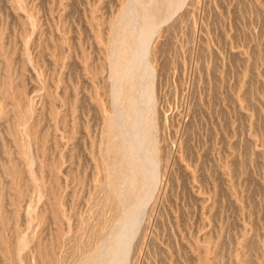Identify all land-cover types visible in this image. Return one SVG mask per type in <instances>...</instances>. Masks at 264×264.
Here are the masks:
<instances>
[{"label":"rangeland","instance_id":"374dc122","mask_svg":"<svg viewBox=\"0 0 264 264\" xmlns=\"http://www.w3.org/2000/svg\"><path fill=\"white\" fill-rule=\"evenodd\" d=\"M156 1L0 0V264H264V0Z\"/></svg>","mask_w":264,"mask_h":264},{"label":"bare ground","instance_id":"6f19581e","mask_svg":"<svg viewBox=\"0 0 264 264\" xmlns=\"http://www.w3.org/2000/svg\"><path fill=\"white\" fill-rule=\"evenodd\" d=\"M151 1V0H150ZM156 1V0H155ZM159 2V1H158ZM152 3V2H151ZM155 4H157V1L155 2ZM154 4V5H155ZM162 4H163V2H162ZM161 4V5H162ZM144 5V4H143ZM154 5H152V6H154ZM136 8V7H135ZM139 8V7H138ZM142 8V7H141ZM128 9H130V7L128 8ZM145 9H146V7H145ZM147 9H148V7H147ZM146 9V10H147ZM154 10H155V8H154ZM153 10V11H154ZM138 11V10H137ZM145 11V10H144ZM150 11H152L150 8H149V13H147V16H148V14L150 15V14H152V12L150 13ZM146 12V11H145ZM144 12V13H145ZM140 14V13H139ZM137 15V14H136ZM135 15V16H136ZM145 16H146V13H145ZM123 18V17H122ZM131 18V17H130ZM127 26V25H126ZM130 27H131V25H130ZM127 30L129 31H133V30H131V29H129V28H127ZM127 30H124V33L127 31ZM129 31V32H130ZM131 33V32H130ZM129 33V34H130ZM133 34V33H132ZM126 36H128V34L126 35ZM121 37H123V41H124V43H126L127 41H126V39L124 40V38H125V35L123 36H121ZM128 38H132V36H128ZM127 38V40H129L130 41V39H128ZM122 38H120V40H119V43H120V41H121V43H123L122 42V40H121ZM120 43V44H121ZM122 44L123 46L122 47H124V45L125 44ZM142 43V42H141ZM130 43L128 42V44L126 43V45H129ZM141 46V45H140ZM144 46H145V43H144ZM143 46V47H144ZM120 47H121V45H120ZM119 47V49L121 50L120 52L122 53V54H128V50L125 52V50H122V49H124V48H120ZM142 47V46H141ZM142 47V48H143ZM126 49L127 48H129V46L128 47H125ZM119 49H118V51L117 52H119ZM141 49V48H140ZM113 50V49H112ZM117 50V49H116ZM143 51V50H142ZM123 52H125V53H123ZM139 52V51H138ZM117 54V53H116ZM141 55V54H140ZM119 56H120V53H119ZM122 56V55H121ZM125 56V55H124ZM124 56H122V57H120V59L121 58H124ZM136 56V55H135ZM116 57V56H115ZM119 58V57H118ZM120 59H117V60H120ZM133 65V64H132ZM134 65H135V63H134ZM148 66V65H147ZM146 66V67H147ZM150 66V69H149V82H151L154 78H155V70H154V68L151 66V65H149ZM134 67V66H133ZM135 68H136V66H135ZM134 68V69H135ZM128 71V70H127ZM140 73V72H139ZM142 73V72H141ZM124 74V73H123ZM122 74V75H123ZM126 74V73H125ZM143 74V73H142ZM121 75V76H122ZM139 75V74H138ZM138 75H136L135 73H134V71L131 73V74H126V76H123V77H125V83H126V85L128 86V84H133L134 82L136 83V76L138 77ZM146 75V76H147ZM141 76V75H140ZM139 76V77H140ZM144 76V75H143ZM121 78V80H123V78L122 77H120ZM145 78V77H144ZM148 78V77H147ZM134 80V81H133ZM124 81V80H123ZM123 81H121L122 82V84H124V82ZM121 84V83H120ZM150 84V83H149ZM129 85V86H130ZM124 86V85H123ZM128 86V87H129ZM149 87V86H148ZM122 89L123 88H121V91H122ZM124 89H125V87H124ZM126 89H129V88H126ZM125 89V90H126ZM120 90V89H119ZM136 90V89H135ZM143 90H145V92H146V95H147V97L146 98H149V100H151V102H152V108L151 109H148L147 111H145V109L143 110V109H141V110H143L142 112H138V110L136 111V112H132V114H130L129 116H130V118L131 119H129V123H130V125H131V127H130V129H129V132L128 131H126V136H125V143H127L126 145L127 146H123V149H124V151L125 152H128V156H129V159H130V161H131V163H134V164H132V168H131V173L129 174V176L125 179V181L124 182H122L123 183V185H124V183H125V187H123L124 189L126 188V190H124V191H122L123 193L125 192L126 194H130L129 193V191L131 192V194L130 195H132V193L134 192L135 194H136V196H140L139 195V192H142V190L144 191L150 184H151V181L153 180V178H154V176H155V174H151V172L149 171L148 173H147V175H144V177H143V175L141 174L142 172L141 171H144L145 170V165H141L140 164V159L142 158V157H144V156H141L140 157V154L142 155V154H144V152L143 153H141L140 151H138V150H143L142 148H144L145 146H144V144H146L147 143V138H145L144 136L146 135V133H145V131H143L142 130V128H144V127H140L141 125L143 126H145V125H147V128L148 127H150V130L151 129H153V127H154V125H155V120H156V112H155V106H154V101H155V94H156V90H155V88H152V89H150V87L148 88V90H146V87L143 89ZM124 91V90H123ZM142 91V90H141ZM127 92H128V90H127ZM130 92V91H129ZM121 92L119 91V94H120ZM133 93H134V91H133ZM142 93H143V91H142ZM142 93H139L138 95H139V97H143L144 96V94H142ZM118 94V95H119ZM131 94V93H130ZM135 94V93H134ZM137 94V93H136ZM136 94H135V96H136ZM138 95L136 96V97H138ZM142 95V96H141ZM120 96V95H119ZM121 97V96H120ZM127 97H129V95L128 96H126L125 98H126V100H124V101H127V102H131L130 104H131V108H133L134 106L132 105V103L133 102H136V100H134L133 99V96H131L130 98H128V100H127ZM121 98H123V93H122V97ZM138 99V98H137ZM145 99V98H144ZM143 100V99H142ZM141 100V101H142ZM148 99H147V101H149ZM119 101V100H118ZM137 101H139V102H141L140 100H137ZM147 101H145L146 102V104H147ZM121 102H123V101H121ZM126 102V103H127ZM120 103V102H119ZM142 103V102H141ZM144 103V102H143ZM149 103V102H148ZM145 104V103H144ZM151 103H149L147 106H149ZM126 105H128L129 106V103L128 104H126ZM137 106V105H136ZM144 106V105H143ZM150 107V106H149ZM148 107V108H149ZM135 108V107H134ZM139 108V107H138ZM137 107L135 108V109H138ZM141 108V107H140ZM144 108H146V107H144ZM147 109V108H146ZM130 110V109H129ZM149 111V112H148ZM145 112H148L149 113V116H148V113L146 114ZM121 118V117H120ZM123 118V117H122ZM125 118V117H124ZM121 120V119H120ZM117 123V122H116ZM128 123V122H127ZM113 124H115V122L113 123ZM112 125V124H111ZM116 125V124H115ZM115 125H113V126H111V128H113ZM129 126V125H128ZM129 128V127H128ZM126 129H127V127H126ZM155 129V128H154ZM142 130V132H144L145 133V135L143 136V137H140L141 138V140L140 139H138V140H140V141H133L132 140V138H131V141H130V137H132L133 136V134L135 133H139V132H137V131H141ZM141 133H139L138 134V138H139V135H140ZM143 134V133H142ZM137 135V134H136ZM150 135V134H149ZM154 135V134H153ZM142 136V135H141ZM147 137H148V135H147ZM136 138H137V136H136ZM135 138V140H137ZM150 138V137H149ZM152 138V137H151ZM134 139V138H133ZM150 142H151V139L149 140ZM149 141H148V144H149ZM146 142V143H145ZM147 144V145H148ZM146 145V146H147ZM148 149H150V148H148ZM147 149V150H148ZM150 151V150H149ZM140 152V153H139ZM146 152V151H145ZM139 153V154H138ZM115 155V154H114ZM124 156V155H123ZM145 158V157H144ZM143 158V160L145 161V159ZM142 160V161H143ZM143 161V163H145V162H147V161H145L144 162ZM147 165V164H146ZM149 165V164H148ZM146 170H149V169H147L146 168ZM146 170H145V172H146ZM153 173V172H152ZM146 174V173H145ZM125 175V174H124ZM124 175H123V177H124ZM120 179V178H119ZM124 180V179H123ZM122 185V186H123ZM133 185V186H132ZM135 190H136V192H135ZM139 190V191H138ZM138 192V193H137ZM118 193V192H117ZM134 194V195H135ZM130 195H128V196H130ZM133 196V195H132ZM136 196H135V198H136ZM124 197V196H123ZM132 198H134V197H132ZM131 198V196L129 197V199H132ZM140 198V197H139ZM135 200V199H134ZM134 200H131V202H133ZM128 202V201H127ZM126 202V204H128ZM130 201H129V203H131ZM125 205V204H124ZM128 211H127V214H125V217H126V215H127V217H128ZM132 215V214H131ZM133 216V215H132ZM132 216L131 217H129V218H132ZM137 219V218H136ZM130 220V219H129ZM133 221V220H132ZM131 220L130 221H127V223H129L130 222V226L131 227H133V225H132V222ZM135 221V220H134ZM136 223V222H135ZM136 226V225H135ZM130 230L132 231H134L135 229L133 228V229H130L129 228V224H126L124 227H122V228H120V230L117 232L118 234H116V237H115V239H114V241H116V243L119 241H117V238L118 239H120V240H123L124 241V239L127 237V235H128V233L130 232ZM135 232V231H134ZM133 233V232H132ZM113 241V243H115ZM127 241H128V239H127ZM127 241H126V243H127ZM120 242V241H119ZM118 242V243H119ZM113 243H112V246H115V244L113 245ZM121 243V242H120ZM119 243V244H120ZM123 243V242H122ZM125 243V244H126ZM119 246V245H118ZM126 246V245H125ZM120 247V246H119ZM119 247H118V249H119ZM116 248L117 247H111V249L109 248L108 250H107V253L108 254H112V255H116V253H118V252H121L120 250H118V252L116 251ZM122 248V247H121ZM123 250V249H122ZM123 252V251H122ZM119 254V253H118ZM109 256V255H108ZM113 256V257H114ZM117 256H119V255H117ZM121 257V256H120ZM120 257H118V258H120ZM117 258V259H118ZM123 259V258H122ZM125 259V258H124ZM121 260V259H120ZM85 261V260H84ZM114 261V260H113ZM118 261V260H117ZM124 261V260H123ZM116 261H114L113 263H115ZM121 262H122V260H121ZM120 262V264H124V262H122L121 263ZM112 262H111V264H113ZM116 263H118V262H116Z\"/></svg>","mask_w":264,"mask_h":264}]
</instances>
